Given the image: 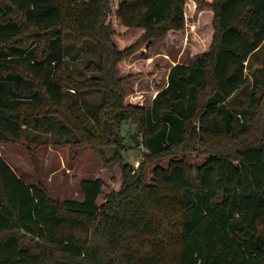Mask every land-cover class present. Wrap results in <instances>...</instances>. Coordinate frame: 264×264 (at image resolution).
Masks as SVG:
<instances>
[{
    "label": "trees",
    "instance_id": "16d2710c",
    "mask_svg": "<svg viewBox=\"0 0 264 264\" xmlns=\"http://www.w3.org/2000/svg\"><path fill=\"white\" fill-rule=\"evenodd\" d=\"M194 2L211 12L207 46L172 64L144 105L125 103L118 64L181 30L186 0H118L116 23L110 0H0V143L31 127L62 142L90 115L94 138H125L113 118L134 123L142 146L138 167L122 165L121 189L101 205V178L80 180L81 199L55 202L0 154V264H264V55L245 71L264 43V0ZM114 25L142 33L119 49ZM83 49L98 52L85 63L93 81L71 68ZM246 83L247 103L233 106ZM198 146L204 160L189 161ZM166 155L147 180L144 164Z\"/></svg>",
    "mask_w": 264,
    "mask_h": 264
},
{
    "label": "rangeland",
    "instance_id": "374dc122",
    "mask_svg": "<svg viewBox=\"0 0 264 264\" xmlns=\"http://www.w3.org/2000/svg\"><path fill=\"white\" fill-rule=\"evenodd\" d=\"M110 1L108 20L116 23L114 12L118 0ZM211 24V12L196 6L194 0H186L185 23L181 30L153 40L118 64V75L126 76L119 81L121 89L126 93L125 103L148 105L156 92L164 86L172 64L179 61L187 62L191 54L197 55L205 49ZM114 27L116 34L113 39L119 49L133 43L142 33V28L124 30V27H116V25ZM67 40L74 42L72 34ZM87 41L95 44L89 39ZM20 42H23L22 38ZM263 55L264 43L247 61L245 70L247 76H250L255 67L262 65ZM90 59L96 61L98 52L93 54L90 50L83 49L77 59L70 58L71 68L77 79L93 81L95 78L94 73L85 68V63ZM235 93L231 98L232 105L236 107L245 105L250 93V83L241 86ZM93 97L95 103L100 101L99 94ZM78 101L79 109L87 108L81 96ZM85 117L86 120L76 124V128L72 131L75 134L72 133L70 139L55 142L57 132L31 127L27 128L24 138L20 141L0 143V154L25 182L42 184L49 197L55 202L64 198L81 199L83 194L80 180L85 177L101 178L103 186L97 198V203L101 205L107 195L121 189L124 179L122 165L129 162L134 167H138L142 157V146L137 143L139 136L136 134L137 128L134 123L119 124L115 119L110 118L108 122L113 125L114 130L120 128L118 132L124 134L125 138L117 136V142L105 143L94 138L92 134L97 131L94 130L92 117L90 115ZM104 137L109 138L107 132ZM246 138H254V135ZM200 149L201 146H198L196 150H191L186 154V158L191 162L203 161L205 153ZM121 152L123 159L118 157ZM170 158V155H166L146 162L145 178L149 180L152 176V168L156 164L167 165Z\"/></svg>",
    "mask_w": 264,
    "mask_h": 264
},
{
    "label": "crops",
    "instance_id": "0c3cea01",
    "mask_svg": "<svg viewBox=\"0 0 264 264\" xmlns=\"http://www.w3.org/2000/svg\"><path fill=\"white\" fill-rule=\"evenodd\" d=\"M166 77H167V75H166ZM166 79H167V78H166ZM166 82H167V81H165V84H164V86L166 85Z\"/></svg>",
    "mask_w": 264,
    "mask_h": 264
}]
</instances>
